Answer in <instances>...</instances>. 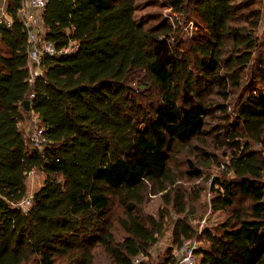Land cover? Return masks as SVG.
<instances>
[{
  "label": "trees",
  "instance_id": "obj_1",
  "mask_svg": "<svg viewBox=\"0 0 264 264\" xmlns=\"http://www.w3.org/2000/svg\"><path fill=\"white\" fill-rule=\"evenodd\" d=\"M258 1L164 0L170 16L138 18L140 0H49L32 7L42 12L40 40L74 49L42 55L43 73L34 77L21 14L26 0H7L11 22L0 23V264H136L169 230V213L177 216L170 244L159 247L165 252L155 264H177L173 250L188 239L199 241L198 264H264ZM182 22L196 27L188 40ZM31 111L44 125L41 148L21 125L33 120ZM214 166L220 170L209 183ZM33 171L45 178L24 206ZM157 196L160 214L146 212ZM238 197L248 201L238 205ZM210 205L229 216L199 232L190 215L202 218ZM145 258L139 264H150Z\"/></svg>",
  "mask_w": 264,
  "mask_h": 264
},
{
  "label": "rangeland",
  "instance_id": "obj_2",
  "mask_svg": "<svg viewBox=\"0 0 264 264\" xmlns=\"http://www.w3.org/2000/svg\"><path fill=\"white\" fill-rule=\"evenodd\" d=\"M148 0H140L137 10V16L138 18H142L147 16L150 13L155 14H162V15H169L171 14L170 8L164 4V0H150L149 2H146ZM153 1V2H152ZM238 2H243L245 0H237ZM158 3V5H155ZM259 1L256 0V4H258ZM36 12V11H35ZM34 16H36V13H34ZM264 22V21H263ZM195 25L191 22L188 24H185V22L181 23V30L180 34L181 37L185 40H188L192 33L195 31ZM27 121V124L24 126V130L28 135L32 132V126L34 124V120ZM29 123V124H28ZM219 170L216 166L212 167L207 173L206 176L210 177L209 183H211V179L215 177ZM45 176L39 172V171H33L31 172L29 178H28V186H29V197L42 185L44 181ZM213 197V193L208 192L206 195V200L210 202V200ZM248 199H244L242 197H238L236 200V203L240 205L243 202H247ZM163 207V201L159 196L152 198L149 202L145 204V211L151 214L158 215L160 214V209ZM211 205L209 206V210L203 215V217H199L196 212L191 213L190 217L193 219L192 222L197 225L199 232H203L206 228H211L214 225H217L221 221L225 220L229 216V211H218L215 213L211 212ZM170 214V213H169ZM167 214L164 221L166 223L165 228L169 229L171 228L172 221H174L177 216L171 213L170 215ZM205 220V221H204ZM169 230L165 232L164 235L161 236V233H159L158 236H161L159 240L154 242L150 248L152 255H149V257L145 258V261L150 262V264H155L157 260L160 258V253H164L167 246L170 244L169 239ZM200 245V244H199ZM159 247H164L162 250L159 249ZM174 251V250H173ZM162 253V254H163Z\"/></svg>",
  "mask_w": 264,
  "mask_h": 264
},
{
  "label": "built area",
  "instance_id": "obj_3",
  "mask_svg": "<svg viewBox=\"0 0 264 264\" xmlns=\"http://www.w3.org/2000/svg\"><path fill=\"white\" fill-rule=\"evenodd\" d=\"M48 1L49 0H28V1L26 0L25 6L30 5V7H37V8L44 7L48 3ZM6 20L10 24L11 19H6ZM0 21H4V20L0 19ZM25 21L26 24L29 26L28 38L31 44L29 48V54H30V61L33 64L35 65L40 64L42 60V55L44 54H48L49 56H60L63 54H68L70 51L74 49V47L58 49L55 43H53L52 41L40 40L35 30V24L37 22V19L34 16V14H30L29 16L26 15ZM33 78L34 77H32L31 79L33 80ZM44 140H45L44 125L37 118L32 126V132L29 135V141L32 146L41 148L43 146ZM31 202H32V198L28 197L22 203V205L28 206L29 204H31ZM198 246H199V241L197 239H188L182 246L174 248V254L177 257V264H198V257L196 254V250ZM144 258L145 256L141 254L134 259V262L136 264H139V262Z\"/></svg>",
  "mask_w": 264,
  "mask_h": 264
},
{
  "label": "crops",
  "instance_id": "obj_4",
  "mask_svg": "<svg viewBox=\"0 0 264 264\" xmlns=\"http://www.w3.org/2000/svg\"><path fill=\"white\" fill-rule=\"evenodd\" d=\"M35 11L36 10L33 9L32 7L26 5L23 8V10L21 11V14L24 16H26V15L29 16L30 14L36 13L35 17L37 19V22L35 24V27H40L41 31H43V19H42V15H41L42 12L41 11L35 12ZM0 19H3V20L11 19L9 14H8V11H7V0H0ZM30 65H31L32 74L34 77L43 73V70L41 69V67L39 65H35L31 61H30ZM30 115L32 118L37 119V117L35 116L33 111L30 112ZM27 121H29V119H26L22 122V124H21L22 128H24V126L27 124Z\"/></svg>",
  "mask_w": 264,
  "mask_h": 264
},
{
  "label": "water",
  "instance_id": "obj_5",
  "mask_svg": "<svg viewBox=\"0 0 264 264\" xmlns=\"http://www.w3.org/2000/svg\"><path fill=\"white\" fill-rule=\"evenodd\" d=\"M0 23H1V22H0ZM0 25H1V24H0ZM24 104H25L26 108L29 109V107H30V105H31V100H30V99H26V100L24 101Z\"/></svg>",
  "mask_w": 264,
  "mask_h": 264
}]
</instances>
